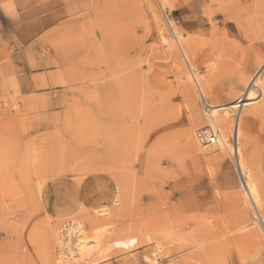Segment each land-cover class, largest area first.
<instances>
[{"label": "rangeland", "instance_id": "374dc122", "mask_svg": "<svg viewBox=\"0 0 264 264\" xmlns=\"http://www.w3.org/2000/svg\"><path fill=\"white\" fill-rule=\"evenodd\" d=\"M237 147L264 220V0H0V264H264ZM93 173L110 205L46 211Z\"/></svg>", "mask_w": 264, "mask_h": 264}, {"label": "crops", "instance_id": "0c3cea01", "mask_svg": "<svg viewBox=\"0 0 264 264\" xmlns=\"http://www.w3.org/2000/svg\"><path fill=\"white\" fill-rule=\"evenodd\" d=\"M116 192L110 178L93 173L83 180L63 176L49 180L41 192V201L53 217L66 218L83 207L100 208L110 205Z\"/></svg>", "mask_w": 264, "mask_h": 264}, {"label": "bare ground", "instance_id": "6f19581e", "mask_svg": "<svg viewBox=\"0 0 264 264\" xmlns=\"http://www.w3.org/2000/svg\"><path fill=\"white\" fill-rule=\"evenodd\" d=\"M257 75L258 74H256V76ZM255 79H256V77H255ZM253 82L256 85V84L259 83V80L258 81L253 80ZM249 87L247 88V91L245 93L243 92L244 94L242 93V97H240L237 101H234V102H232L230 104L219 106V107L218 106H212L213 110L211 112L212 113L211 115L213 116L214 120L219 125L222 122L221 118H218L219 108H222V109L226 110V113L230 109H236L237 110V115L235 117V122L233 123L234 124V135H235L237 141L239 140V138L241 136V129H240L241 127L240 126H241V113H242V110H239V109H241L242 105H246L247 103H250L251 101H253L256 98V96H257V95L255 96L256 93L253 92V88H251V84L249 85ZM261 90L263 92V89H261ZM254 101H256V100H254ZM211 129L214 132L217 141L215 140L216 142L214 144H212V143L207 144L208 146H214V145H216L219 142V130H214L213 128H211ZM237 146H238V143H237ZM238 147L235 148L236 156H238L237 166H236L237 167V171L240 174V177L242 179V183H243L244 187H246V189L248 191L246 193V195H247V197L249 199L251 207L253 208L255 213L260 215V217H261V212H260V209H259L260 208L259 207L260 200H259L258 189L253 184V182H252L253 180L250 179V174H248L246 172L245 166H243V164L241 162V159H239L240 149ZM261 220H262V223H263L262 225H264V220H263L262 217H261ZM196 243H197L196 246L195 245L194 246L196 247L197 250L204 249L206 244H207L204 239L203 240L199 239V240H197ZM82 247H83V249H82L83 252H86L87 251V246L86 247L82 246Z\"/></svg>", "mask_w": 264, "mask_h": 264}, {"label": "built area", "instance_id": "2783aa9c", "mask_svg": "<svg viewBox=\"0 0 264 264\" xmlns=\"http://www.w3.org/2000/svg\"><path fill=\"white\" fill-rule=\"evenodd\" d=\"M198 138L206 143V144H214L216 140V136L211 128L209 127H203L198 131ZM216 140V141H215Z\"/></svg>", "mask_w": 264, "mask_h": 264}]
</instances>
